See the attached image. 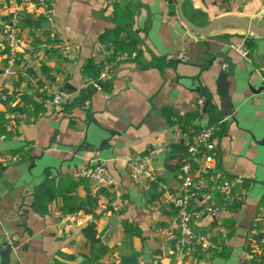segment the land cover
I'll list each match as a JSON object with an SVG mask.
<instances>
[{
  "label": "crops",
  "instance_id": "0c3cea01",
  "mask_svg": "<svg viewBox=\"0 0 264 264\" xmlns=\"http://www.w3.org/2000/svg\"><path fill=\"white\" fill-rule=\"evenodd\" d=\"M177 3L53 0L50 23L22 15L31 21H24L20 36L34 52L19 54L16 76L0 72L8 96L7 103L0 102V156L21 158L0 166V264H122L121 256H135L136 264H262L255 222L264 206V36L232 21L195 32L181 22ZM263 6L264 0H181L184 18L197 28L240 18L264 31ZM5 7L0 2V28L7 20ZM52 37L70 42L75 56L64 59L45 50L42 43ZM231 45L245 47L248 57ZM121 51L136 52L137 58L107 68ZM180 52L187 62L175 60ZM3 54L0 50L1 63ZM224 57L235 67L228 78L232 109L223 115L216 82L227 65ZM89 60L99 69L96 75L83 70ZM27 68L41 87L63 96L61 110L32 93L23 77ZM106 69L108 78L98 81L101 90L93 89L88 81ZM19 90L41 103L44 111L37 118L14 110L22 100ZM84 91H90L85 104L68 109ZM199 98L211 101L210 111L197 106ZM218 116L225 122L209 153L210 175L202 173L201 156L191 160L194 175L208 181L192 208L220 204L218 183L231 179L240 180L236 201L192 222L195 233L219 227L226 237L216 235L208 252L187 253L162 233H177L178 227L179 170L188 145L178 121L206 127ZM135 159L148 164L154 181L133 182L129 163ZM96 164L109 171L115 193L75 176ZM56 213H79L84 221L67 226ZM8 245L13 249L6 259Z\"/></svg>",
  "mask_w": 264,
  "mask_h": 264
},
{
  "label": "built area",
  "instance_id": "2783aa9c",
  "mask_svg": "<svg viewBox=\"0 0 264 264\" xmlns=\"http://www.w3.org/2000/svg\"><path fill=\"white\" fill-rule=\"evenodd\" d=\"M0 2L6 5L5 16L7 17L6 22L0 28V50L4 52L3 61L2 63L0 62V72L3 77L10 78L17 75L16 68L19 54L24 51L29 53L34 52V47L31 43L24 41L20 36L22 15L39 17L43 21L50 23L53 20V0H0ZM262 10L264 11V6ZM53 39L52 37L50 41L45 40L41 46L45 50H56L64 59H72L75 56L74 46L70 42H55ZM230 47L243 58L248 57V51L245 47L233 45ZM136 58V52H117L106 67L110 68L116 63L132 61ZM175 60L187 62L188 57L184 52H180L175 56ZM226 67L227 65H223V69ZM23 77L31 84L32 93L37 95L41 103L53 106L56 109H62L64 98L61 94L44 89L26 73L23 74ZM106 78H108L107 69L99 75L97 80H89L88 84L93 89L100 91L101 87L98 81ZM7 97V93L0 87V102H5ZM196 103L200 109H203L205 106L203 98H199ZM18 105L23 106L21 102ZM224 122L225 118L218 116L215 122L206 127L200 126L195 129L191 126L183 133V136L188 139V145L186 149V161L179 170L181 176L179 189L182 192V196L176 203L178 218L177 233L172 231H163L162 233L165 241L174 242L176 246L184 249L187 253H195L197 251L208 252L214 247V237L216 235L221 238L226 237V231L219 227L203 233H195L191 229L192 222L217 215L225 211L236 201V189L240 180L231 179L218 183V188L221 192L220 204H210L200 209L192 208V202L196 200L199 191L207 186L208 181L194 175L191 160L201 156L203 159L202 173L208 174L210 172L213 157L209 153L215 149L213 139ZM2 138L0 136V139ZM20 160L21 158L18 154L0 156V166L16 164ZM129 167L132 173V180L136 184H141L144 181H154V173L145 161L135 159L129 163ZM75 176L86 179L97 190L102 189L109 194L116 192V183L107 168L102 164L81 168L75 172ZM56 215L60 218V222L67 226L76 225L80 221H84V216L79 213H72L67 216L56 213ZM256 217L257 244L261 254H264V206L260 208Z\"/></svg>",
  "mask_w": 264,
  "mask_h": 264
},
{
  "label": "water",
  "instance_id": "95a60500",
  "mask_svg": "<svg viewBox=\"0 0 264 264\" xmlns=\"http://www.w3.org/2000/svg\"><path fill=\"white\" fill-rule=\"evenodd\" d=\"M177 8H178V15H179L181 22L185 26H187L188 28H190L193 31L198 32V33H205L207 31H209L211 28H213L215 25L220 24L224 21H232V22H235L237 25H239L243 29L249 30V31L255 33L256 35L264 36V31H261L258 28H256L248 20L240 19V18H223L220 20L212 21L211 23H209L204 28H197L193 24H191L188 20H186L184 18L182 11H181V0H178ZM224 60L226 61L227 68L222 70L219 73V76H218V79L216 82V93L219 97L220 109H221L223 115L226 113H229V111L232 109V104H231L230 96L228 93V88H229L228 78L234 76V67H235L234 64L232 63L231 59L224 57ZM208 104H210L212 106L211 101H207L205 106H207ZM53 143H55V141L52 138V140L50 141V144H53ZM33 210L35 212H37L36 208H34ZM11 251H12V246L8 245L6 252L4 254V257L6 259H8V256H9ZM120 259H121L122 264H136V257L135 256H130V257L121 256ZM5 264H9L8 260H5Z\"/></svg>",
  "mask_w": 264,
  "mask_h": 264
},
{
  "label": "trees",
  "instance_id": "16d2710c",
  "mask_svg": "<svg viewBox=\"0 0 264 264\" xmlns=\"http://www.w3.org/2000/svg\"><path fill=\"white\" fill-rule=\"evenodd\" d=\"M24 21H26V23H30V19H24L23 17L21 18V26L23 25ZM123 52V51H121ZM83 70L85 72H90L93 73L94 75H96L99 71L98 67H96V65L92 62V61H88L86 62V64L83 67ZM24 71H26V74L29 76H32V71L31 69L27 68ZM19 75V73H18ZM18 78L20 79V81H23V78L19 75ZM19 94H21L22 96V100L21 103L23 104V106H19L16 105L14 110H16L17 112L23 113L25 114L28 118L31 117L32 119L37 118L40 114L43 113L44 109L41 105V103H38L35 101V99L28 95V94H23L22 91H18ZM90 95V91H84L83 93H81L80 95H78L76 98H74L70 104L66 105V107L69 108H73L76 106H83L86 102V100L89 98ZM35 96L37 97V95L35 94ZM8 102V97L7 100L3 103H7ZM209 108V111L211 109V105L208 104L207 109ZM182 120V121H181ZM179 125H180V129L182 132H185L187 130L188 127H191L192 125H190V122L188 124V120L185 119H180L179 121ZM195 129H197V127L192 126ZM210 174H206L205 177H208ZM88 230L92 231L93 229V225L88 226L87 228ZM87 231V230H85ZM126 233L129 234H133L134 232L132 230H126ZM93 242L97 243L96 240H92ZM100 252L104 253L105 252V248H100ZM262 260V258H260ZM262 264H264V258L262 260Z\"/></svg>",
  "mask_w": 264,
  "mask_h": 264
}]
</instances>
